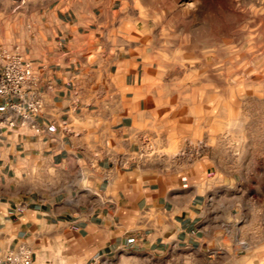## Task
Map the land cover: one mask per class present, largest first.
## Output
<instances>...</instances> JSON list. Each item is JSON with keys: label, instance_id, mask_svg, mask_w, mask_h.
I'll list each match as a JSON object with an SVG mask.
<instances>
[{"label": "crops", "instance_id": "0c3cea01", "mask_svg": "<svg viewBox=\"0 0 264 264\" xmlns=\"http://www.w3.org/2000/svg\"><path fill=\"white\" fill-rule=\"evenodd\" d=\"M138 1L0 0V47L38 77L0 96V255L25 243L33 264H263L264 168L138 154L166 122L159 68L123 34Z\"/></svg>", "mask_w": 264, "mask_h": 264}, {"label": "rangeland", "instance_id": "374dc122", "mask_svg": "<svg viewBox=\"0 0 264 264\" xmlns=\"http://www.w3.org/2000/svg\"><path fill=\"white\" fill-rule=\"evenodd\" d=\"M127 12L140 23L125 28V41L144 44L166 99L163 131L142 160L167 164L206 151L261 172L264 0H140Z\"/></svg>", "mask_w": 264, "mask_h": 264}, {"label": "built area", "instance_id": "2783aa9c", "mask_svg": "<svg viewBox=\"0 0 264 264\" xmlns=\"http://www.w3.org/2000/svg\"><path fill=\"white\" fill-rule=\"evenodd\" d=\"M38 86V77L32 61L18 52L0 47V96L24 98ZM41 99L29 104L33 111L42 108ZM32 249L25 243L0 255V264H33Z\"/></svg>", "mask_w": 264, "mask_h": 264}]
</instances>
